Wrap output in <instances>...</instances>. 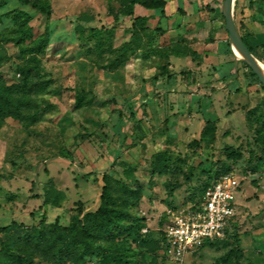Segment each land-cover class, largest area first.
<instances>
[{
    "label": "rangeland",
    "instance_id": "374dc122",
    "mask_svg": "<svg viewBox=\"0 0 264 264\" xmlns=\"http://www.w3.org/2000/svg\"><path fill=\"white\" fill-rule=\"evenodd\" d=\"M165 1L157 13L135 8V16H153L146 22L133 16L114 26L110 10L126 11L127 1L47 0L52 14L46 17L20 0H0V84L21 81L19 68L35 64L1 41L17 12L31 17L35 37L48 38L37 56L42 79L36 81L45 89L17 95L36 106L25 113L39 111L37 120L0 118V242H11L9 258L29 254L33 264H56L51 252L33 249L6 228L69 226L99 207L109 183L138 219L132 235L99 240L128 256L120 264H264V86L233 52L223 3ZM234 20L264 65V0H235ZM79 24L112 26L115 48L132 34L139 45L112 68L113 55L88 52ZM227 171L241 181L234 227L222 242L181 260L169 257L160 245L168 211ZM94 260L68 257L65 264Z\"/></svg>",
    "mask_w": 264,
    "mask_h": 264
},
{
    "label": "trees",
    "instance_id": "16d2710c",
    "mask_svg": "<svg viewBox=\"0 0 264 264\" xmlns=\"http://www.w3.org/2000/svg\"><path fill=\"white\" fill-rule=\"evenodd\" d=\"M127 1L128 9L113 13L109 12V17L112 18L113 25H117L125 18H132L135 16V8L140 7L145 11H152L157 13L165 11L167 2L165 0H124ZM203 1V0H201ZM205 7H210L212 4H222L224 0H208ZM23 5H29L35 9L39 14L50 17L52 9L47 0H20ZM203 6V3L201 4ZM153 16H135L136 21L146 22ZM15 26L10 30V35L2 37L1 41L9 44L12 43L20 48V53L23 56L31 57L35 63L34 66L28 68H19L22 80L17 81L10 86L0 84V118H14L20 121H28L34 123L39 115V111L34 114H26L25 112L36 109V106L30 99L18 94L30 96L33 93L43 92L45 89V82L36 79H42L39 71V64L37 56L43 54L47 49L48 38L46 36L35 37L32 26L30 25L31 17L23 12H17L14 17ZM84 20L83 22H87ZM81 41L88 46V52H97L100 56L104 54L113 55L110 59L112 68H117L127 61L128 52H133L134 47H138L139 38L132 34L128 42L123 43L120 48L113 46L114 28L108 27L104 31L96 27H85L82 24L77 26ZM88 34L85 35V32ZM244 44L252 52V48L247 38L242 37ZM93 42L94 48L90 46ZM5 56L0 54V67ZM1 78V75H0ZM32 79H34L32 81ZM131 103L127 105L130 107ZM131 118H134V113H131ZM229 172L217 173L211 178L201 190L199 194L193 195L189 201H196L202 197L206 189L214 182L218 181L223 175ZM111 192L109 183H106L99 207L95 211H88L84 214H78L72 218L69 226H61L54 224L51 226H42L38 224L32 227L21 225L19 228L15 226H8L6 233H15L19 241L24 244H29L35 250L49 253L51 252L56 264H65L67 258L76 257L82 260L84 257L91 255L95 257L94 264H120L122 258L128 257L119 249L112 248L99 243V240L110 241L115 238L132 235L134 230L132 226L138 219L134 218L130 213L121 207ZM125 223H129L125 225ZM234 227L233 220L228 223L225 230V236L229 230ZM117 231V233L115 232ZM222 240L205 244L210 246ZM9 240H1L0 244L3 248L2 256L0 254V264H33L29 254H12L9 258L10 247ZM161 250L165 251L164 234L161 231ZM202 248V247H201ZM238 256L241 255V250H237Z\"/></svg>",
    "mask_w": 264,
    "mask_h": 264
},
{
    "label": "built area",
    "instance_id": "2783aa9c",
    "mask_svg": "<svg viewBox=\"0 0 264 264\" xmlns=\"http://www.w3.org/2000/svg\"><path fill=\"white\" fill-rule=\"evenodd\" d=\"M241 181L232 173L212 183L203 196L168 211L163 229L166 254L176 260L207 243L222 240L238 210Z\"/></svg>",
    "mask_w": 264,
    "mask_h": 264
},
{
    "label": "water",
    "instance_id": "95a60500",
    "mask_svg": "<svg viewBox=\"0 0 264 264\" xmlns=\"http://www.w3.org/2000/svg\"><path fill=\"white\" fill-rule=\"evenodd\" d=\"M234 2L235 0H224L222 4V13L225 19L226 30L229 34V38L232 44V49L236 48L240 53L244 55V59L242 60L247 66H249L253 73L259 78L260 82L264 86V80L261 76L258 68L254 67L253 64L249 60L250 51L244 44L242 36L240 35L234 20Z\"/></svg>",
    "mask_w": 264,
    "mask_h": 264
},
{
    "label": "bare ground",
    "instance_id": "6f19581e",
    "mask_svg": "<svg viewBox=\"0 0 264 264\" xmlns=\"http://www.w3.org/2000/svg\"><path fill=\"white\" fill-rule=\"evenodd\" d=\"M233 52L235 53V56L237 57L238 60H243L244 59V55L242 53H240L236 48H233ZM249 60L250 62L253 64L254 67L258 68V70L261 73V76L264 80V65L259 62L255 56H253L252 54H250L249 56Z\"/></svg>",
    "mask_w": 264,
    "mask_h": 264
}]
</instances>
